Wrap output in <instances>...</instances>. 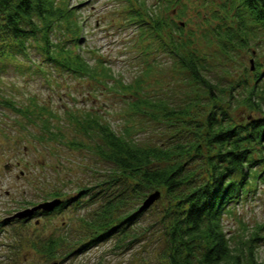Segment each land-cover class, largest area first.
<instances>
[{
  "label": "trees",
  "instance_id": "16d2710c",
  "mask_svg": "<svg viewBox=\"0 0 264 264\" xmlns=\"http://www.w3.org/2000/svg\"><path fill=\"white\" fill-rule=\"evenodd\" d=\"M134 1L136 7L128 1L131 17L126 23L145 26L140 31L142 38H155L157 50L169 55L202 89L192 100L193 106L200 107L196 112L188 104L167 109V105L157 104L144 93L141 81L123 84L101 59L90 62L82 46L80 4L72 5L71 0H0V63L28 56L34 47L42 60L61 74L89 80L88 93L92 97L101 87L118 94L129 90L131 96L123 94V101L135 112L133 115L166 125L167 140L140 144L131 138L130 127L118 133L109 122H102L98 111L88 107L72 110V106L64 110L70 115V125L85 135L109 166L110 178L103 183L117 191L108 195L91 216L81 219L87 238L80 244L90 249L116 236L119 247L127 245L136 239L132 225L141 214L139 208L149 195L159 192L161 206L156 222L165 245L155 264H262L257 248L264 239V224L250 229L239 220L241 234L233 235L226 229L225 216L234 215L240 202L259 185L264 186V70L260 71V63L252 58L254 69L244 67L245 76L236 84L212 81L205 75L210 71L206 56L190 47L194 35L183 34L182 22L176 19L189 5L194 9L203 6V24L209 26L210 36L219 39L223 56L234 61L239 51H253L252 41L258 39L259 29L264 27V0H172L181 9L175 14L168 8L148 11L145 0ZM153 64L148 62L147 68ZM225 73L230 75L228 70ZM238 88L241 97L236 96ZM0 105L29 119L49 139L62 136L61 128L51 121L58 116L45 105L34 100L22 108L7 99H0ZM238 105L253 115H237L234 111ZM96 137L101 142L95 141ZM53 193L55 197L60 195L56 189ZM133 197L140 206L137 214L130 215L124 209ZM64 199L70 201L73 197ZM65 239L50 236L40 242L43 246L39 251L53 263L64 262L72 254L61 252Z\"/></svg>",
  "mask_w": 264,
  "mask_h": 264
},
{
  "label": "rangeland",
  "instance_id": "374dc122",
  "mask_svg": "<svg viewBox=\"0 0 264 264\" xmlns=\"http://www.w3.org/2000/svg\"><path fill=\"white\" fill-rule=\"evenodd\" d=\"M128 1L71 0L72 5L80 4V23L84 24L82 46L88 53V60L93 63L95 58L101 59L112 67L114 75L123 84L141 81L144 93L157 104L162 102L167 105V109L188 104L189 109L196 112L199 106H193L195 102L192 100L201 94L202 89L169 55L157 50L155 38H142L140 31L145 26L126 23L131 17L127 13L131 6ZM131 1L136 7L135 1ZM145 3L148 11L168 8L174 10L175 14L181 10L179 4L176 5L172 0H145ZM202 8L194 9L189 5L176 22H182L183 34L194 35L190 47L206 56L210 71L205 75L212 81L221 79L223 83L231 81L236 84L244 78V69L250 68L252 58L260 63V71H263L264 27H260L258 39L252 41L253 51H239L232 61L223 56L225 54L218 45L219 39L215 35L210 36L212 33L207 31L209 26L203 24ZM198 10L199 16L196 13ZM142 13L146 20L145 12ZM28 53V56H21L19 60L7 58L1 61L0 99L10 100L22 108L30 106L34 100L45 105L58 116L51 121L61 128L62 136L60 139H49L29 119L0 105V264L53 263L48 260L46 253L39 251L43 246L40 242L50 236H64L66 241H63L61 252L64 255L72 253L59 264L157 263L165 245L156 222L161 206L158 199L141 211L138 218L135 217L132 228H135L136 239L126 242L127 245L119 247L117 237L111 236L95 247L82 248L80 240L87 238V228L81 219L91 216V212L103 202L100 198L102 192L112 196L117 191L116 187L103 183L110 178L107 172L109 166L95 152L85 135L77 132L74 124L70 125L67 121L70 115L64 110L72 106V110L75 107H88L98 111L101 119H104L102 122H109L116 132H125V128L130 127L131 138L140 144L159 143L161 138L167 140L166 125L133 115L135 112L123 101L125 96H131L129 90L123 88L124 93L118 94L101 87L95 90L93 99L88 93L89 80L80 81L61 74L45 63L34 47ZM148 62L154 63L150 69L147 68ZM261 82L264 84V79ZM239 92H242L241 88L236 91V96L241 97ZM234 112L237 115H253L241 105ZM254 115L259 114L254 112ZM94 140L101 142V138L96 137ZM72 142H78L79 145H73ZM55 189L66 197L88 201L89 205L79 209L68 208L49 216H33L27 221L23 218L10 220L16 213L45 202ZM139 206L140 202L133 197L130 206L124 210L130 215L137 214L135 212ZM234 212L232 216H225L229 234H241L239 220L250 226V229L257 224H264V186L259 185L247 200L236 206ZM259 243L258 257L264 264V239Z\"/></svg>",
  "mask_w": 264,
  "mask_h": 264
},
{
  "label": "water",
  "instance_id": "95a60500",
  "mask_svg": "<svg viewBox=\"0 0 264 264\" xmlns=\"http://www.w3.org/2000/svg\"><path fill=\"white\" fill-rule=\"evenodd\" d=\"M251 63V69H254V63H253V60L250 61ZM159 192H155V193H152L151 195H149L145 201L143 202V204L141 205V207L139 208V211H143L145 210L146 208H148L149 206H151L155 200H157L159 198ZM60 202L59 199H56V200H53L51 202H42V203H39L35 206H33L32 208H28V209H25L23 211H20L18 213H16L14 215V218H25V217H28V216H31L35 211H38V210H43V211H51L53 209V207H55L56 205H58ZM51 264H59L58 262H55V263H51Z\"/></svg>",
  "mask_w": 264,
  "mask_h": 264
},
{
  "label": "bare ground",
  "instance_id": "6f19581e",
  "mask_svg": "<svg viewBox=\"0 0 264 264\" xmlns=\"http://www.w3.org/2000/svg\"><path fill=\"white\" fill-rule=\"evenodd\" d=\"M52 194V196H48L47 197V199H45L46 200V202H51V201H53V200H56V199H59L60 200V202H59V204L58 205H56L55 207H53V209L51 210V211H48V213H49V215H52V214H54V213H61V212H63L64 210H67L68 208H72L73 207V205L75 204V202L77 201V203H76V205H75V207H73V208H77V209H79V208H81L82 206H88L89 205V202L88 201H80L79 199L77 200L76 199V197H73V199L72 200H70V201H73V203L70 205V203H68V202H66L65 203V199H62V198H59V197H56L55 198V195H53L54 193H51ZM108 195H105V193H103L102 194V197H100L101 198V200H104L106 197H107ZM51 199V200H50ZM90 200H92V199H90ZM69 201V202H70ZM65 203V204H64ZM68 203V204H67ZM64 204V205H63ZM63 206V207H62ZM36 212L37 211H35L31 216H28V217H25V218H23V220H29L30 218H33V216H39V214H36ZM45 212H47V211H45ZM13 219H16V218H10V220H13ZM19 219V218H18ZM20 219H22V218H20ZM98 243H100V242H97V245H98Z\"/></svg>",
  "mask_w": 264,
  "mask_h": 264
},
{
  "label": "flooded vegetation",
  "instance_id": "af4514ba",
  "mask_svg": "<svg viewBox=\"0 0 264 264\" xmlns=\"http://www.w3.org/2000/svg\"><path fill=\"white\" fill-rule=\"evenodd\" d=\"M56 197H59V198H62V199H64V198H68V197H66L64 194L62 195V194H60L59 196H56ZM55 197V198H56ZM66 201V200H65ZM66 202H68V203H70V205L73 203V201H66ZM67 203V204H68ZM37 214V213H36ZM39 215H42V216H49V213L48 212H45V211H42V212H39L38 213ZM31 219V218H30Z\"/></svg>",
  "mask_w": 264,
  "mask_h": 264
}]
</instances>
